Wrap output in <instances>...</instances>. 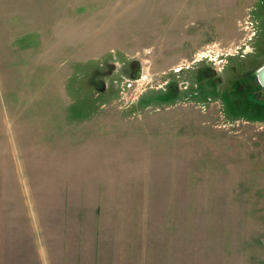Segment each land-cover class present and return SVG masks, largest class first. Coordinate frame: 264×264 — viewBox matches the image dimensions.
I'll return each instance as SVG.
<instances>
[{
    "label": "rangeland",
    "instance_id": "rangeland-1",
    "mask_svg": "<svg viewBox=\"0 0 264 264\" xmlns=\"http://www.w3.org/2000/svg\"><path fill=\"white\" fill-rule=\"evenodd\" d=\"M263 65L264 0H0V264H264Z\"/></svg>",
    "mask_w": 264,
    "mask_h": 264
},
{
    "label": "flooded vegetation",
    "instance_id": "flooded-vegetation-1",
    "mask_svg": "<svg viewBox=\"0 0 264 264\" xmlns=\"http://www.w3.org/2000/svg\"><path fill=\"white\" fill-rule=\"evenodd\" d=\"M251 48V47H250ZM250 52L251 53H253L254 52V49L253 48H251L250 49ZM249 52V53H250ZM248 53V54H249ZM210 62H208V61H206L204 64H203V66H194V68L196 69L197 68V72H196V74L198 75V79H200L201 81H199V83H198V85L196 84V83H194L193 85H192V87H193V89H196V88H198V86H199V88H205V87H215L216 88V85H220V86H222V85H225V84H229V80H227L226 78H225V76L223 75V73H222V71H219V70H216V72H213V70H215L216 68H213V66H211L210 64H209ZM236 65H234L232 68H233V70L234 69H236ZM111 68H112V73L110 74V75H114L115 73H117V72H119L120 70H119V68L120 67H116V70H115V66L112 64V66H111ZM124 68V67H123ZM123 68L121 69V71L123 70ZM128 71V73H129V75H128V73L126 72L125 74H127L129 77L128 78H136L137 77V72H135V73H133V72H131L130 70H127ZM101 74V71H99L98 72V76ZM248 74V75H247ZM247 74H245V76L244 77H240L239 79L236 77V78H234V85H237V84H239V87L238 88H236L237 90H238V92H244V91H249L248 90V87H247V85L248 84H250L249 82H246L245 83V81H247V80H253L254 78H255V80L258 82V84H259V86L258 87H256V89H255V91H254V93H256L257 95H259L260 97H263L264 98V89L262 88V86H261V84H260V82H259V79H258V77H257V75H256V72H251V73H247ZM205 75H206V78L207 79H209V80H211V82H212V85H209V86H207V81H205L206 79H204V77H205ZM247 75V76H246ZM209 77V78H208ZM125 78L126 79H128L127 78V76H125ZM211 78V79H210ZM191 80H192V78L191 79H188V80H186L185 81V89H187L188 90V87L189 86H191L190 84H191ZM212 80H215L216 82H214V81H212ZM176 90L177 91H180L181 90V81H176ZM231 84V83H230ZM170 88H174V87H170ZM235 88V87H234ZM252 90V89H251Z\"/></svg>",
    "mask_w": 264,
    "mask_h": 264
},
{
    "label": "water",
    "instance_id": "water-1",
    "mask_svg": "<svg viewBox=\"0 0 264 264\" xmlns=\"http://www.w3.org/2000/svg\"><path fill=\"white\" fill-rule=\"evenodd\" d=\"M259 82L264 89V65L256 72Z\"/></svg>",
    "mask_w": 264,
    "mask_h": 264
},
{
    "label": "trees",
    "instance_id": "trees-1",
    "mask_svg": "<svg viewBox=\"0 0 264 264\" xmlns=\"http://www.w3.org/2000/svg\"><path fill=\"white\" fill-rule=\"evenodd\" d=\"M258 108H259V106L257 107V110H258ZM258 114H261V113L258 112Z\"/></svg>",
    "mask_w": 264,
    "mask_h": 264
}]
</instances>
